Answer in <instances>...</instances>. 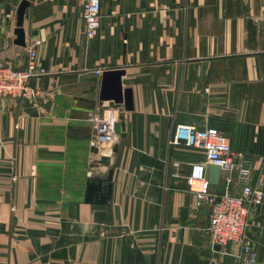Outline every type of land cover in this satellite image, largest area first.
Returning <instances> with one entry per match:
<instances>
[{"label": "crops", "instance_id": "1", "mask_svg": "<svg viewBox=\"0 0 264 264\" xmlns=\"http://www.w3.org/2000/svg\"><path fill=\"white\" fill-rule=\"evenodd\" d=\"M19 2L0 0V63L24 68L34 44L46 72L29 79L32 96L0 97V264H264V199L246 228L255 261L212 246L186 181L210 164L169 143L178 125L215 127L264 187V0H101L92 37L84 0H31L25 46ZM106 68H123L132 109L125 137L92 144V115L120 113L99 97ZM235 166L211 189L239 194ZM108 176L110 199L86 201L88 182Z\"/></svg>", "mask_w": 264, "mask_h": 264}, {"label": "built area", "instance_id": "2", "mask_svg": "<svg viewBox=\"0 0 264 264\" xmlns=\"http://www.w3.org/2000/svg\"><path fill=\"white\" fill-rule=\"evenodd\" d=\"M100 10L101 0H84L82 13L88 37L94 36L100 26ZM26 51L27 63L24 68L0 63V97L27 98L35 93L29 86V79L45 73L46 70L37 64L34 44ZM101 72L102 70H96V73ZM117 118L118 112L115 109L110 108L101 114L95 112L91 120L96 132L91 143L111 144L116 136L114 124ZM181 142L202 148L209 164L222 168L235 166L227 136L215 127L197 129L189 125H178L169 143ZM235 168L242 183L239 194L228 189L220 192L212 190L202 164L192 167L186 181L189 190L195 194L197 206L207 205L205 231L211 245L224 247L229 243H236L240 246L243 259L255 261V249L248 240L246 228L249 225L250 209L263 203L264 187L261 183L251 181L249 168L238 165ZM227 181L230 180L227 178Z\"/></svg>", "mask_w": 264, "mask_h": 264}, {"label": "water", "instance_id": "3", "mask_svg": "<svg viewBox=\"0 0 264 264\" xmlns=\"http://www.w3.org/2000/svg\"><path fill=\"white\" fill-rule=\"evenodd\" d=\"M31 0H20L16 8V28L14 30L15 39L14 43L19 46H25V33L22 27L23 17L26 8L30 5ZM124 74L123 68H106L101 74V88H100V100H110L108 107H114L119 109L118 119L114 124V132L119 137L123 138L126 136V124H125V111L132 109L131 95L129 90L122 89L121 76ZM124 95V98H123ZM121 101L124 105L121 106ZM118 144L111 146V151L116 152ZM95 151L98 149L95 148ZM109 155L102 154L100 157V163L104 165L109 164ZM222 167L215 164L208 166L209 174L208 179L211 184H216L219 180ZM109 177L105 179L104 184H101V180L95 184L88 182L87 185V199L88 202L105 203L110 199L112 183L109 181Z\"/></svg>", "mask_w": 264, "mask_h": 264}, {"label": "rangeland", "instance_id": "4", "mask_svg": "<svg viewBox=\"0 0 264 264\" xmlns=\"http://www.w3.org/2000/svg\"><path fill=\"white\" fill-rule=\"evenodd\" d=\"M258 179H259V180H258V182H257V183L261 182L260 178H258Z\"/></svg>", "mask_w": 264, "mask_h": 264}]
</instances>
